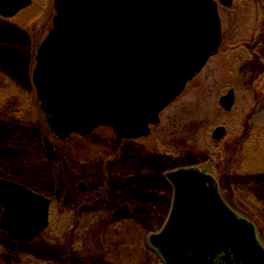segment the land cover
Returning <instances> with one entry per match:
<instances>
[{"label": "rangeland", "instance_id": "obj_1", "mask_svg": "<svg viewBox=\"0 0 264 264\" xmlns=\"http://www.w3.org/2000/svg\"><path fill=\"white\" fill-rule=\"evenodd\" d=\"M33 1L16 18L0 21V29L25 28L32 49L29 68L20 47L2 49L0 65L8 67L11 57L17 65L13 74L0 72V98L12 102L0 109V171L52 198L54 180L63 174L64 198L54 202L47 246L57 264L69 253L74 264H162L149 237L161 232L171 212L174 192L165 178L171 166L196 165L215 174L225 200L256 225L264 245V0L220 6L231 51L222 46L162 113L152 135L134 141L120 140L107 127L65 141L49 130L32 73L53 25L54 0ZM230 90L236 103L227 113L220 100ZM220 126L227 135L218 142L213 132ZM45 138L56 161L47 156Z\"/></svg>", "mask_w": 264, "mask_h": 264}, {"label": "water", "instance_id": "obj_2", "mask_svg": "<svg viewBox=\"0 0 264 264\" xmlns=\"http://www.w3.org/2000/svg\"><path fill=\"white\" fill-rule=\"evenodd\" d=\"M32 3L0 0V16L14 18ZM54 9L33 81L46 123L62 140L101 127L120 139L148 138L223 42L215 0H54ZM234 104V91L220 100L227 112ZM226 134L220 127L213 139ZM166 178L174 187L172 212L162 232L150 237L166 264H216L219 256L224 264H264L255 225L229 208L207 170L183 168ZM0 204L12 239L30 242L48 228L45 197L0 180Z\"/></svg>", "mask_w": 264, "mask_h": 264}, {"label": "flooded vegetation", "instance_id": "obj_3", "mask_svg": "<svg viewBox=\"0 0 264 264\" xmlns=\"http://www.w3.org/2000/svg\"><path fill=\"white\" fill-rule=\"evenodd\" d=\"M29 65H30V61H29ZM29 65L27 68H29ZM27 75H28V82L30 84L31 75L29 74V69ZM27 109H28L27 106H25L24 108L21 107V110H19L18 113H22ZM3 174L4 172L0 171V180L22 186L36 194L37 193L42 194L46 198L51 200V204H50L48 229L40 233L35 239H33L30 242L21 241L19 239H12L8 230L2 227V220L6 208L0 204V264H57L58 258H56L55 255L51 254V250L50 251L47 250V246L49 245V242H51L53 236L52 228H53V219H54V213H53L54 202L56 200L58 203H61L64 198L63 193L57 191L58 188H62V189L64 188L63 174H61V176L59 177L58 182L54 180L55 183L54 186L56 185L57 187L55 191L56 193L55 198L43 194V192H40L36 187H33L32 185H27L18 180L11 179ZM121 212L123 213L124 210H122ZM41 244L43 246H40ZM154 253L157 254L158 257L161 259L162 264H165L161 256L156 251H154ZM222 258L223 256H219L215 261V263L224 264L226 261H224L223 263ZM58 264H74V260L72 258L71 253H69V255L65 258L64 261H61ZM80 264L83 263L81 262Z\"/></svg>", "mask_w": 264, "mask_h": 264}, {"label": "trees", "instance_id": "obj_4", "mask_svg": "<svg viewBox=\"0 0 264 264\" xmlns=\"http://www.w3.org/2000/svg\"><path fill=\"white\" fill-rule=\"evenodd\" d=\"M1 22L6 23L8 20H3L0 19ZM17 45V46H16ZM14 48V47H20L23 50L24 53V57L25 58V65L27 63V67L29 65V61L31 58V42H30V36L27 32V30H25V28H19V27H14L12 29H0V58L4 57V53L2 51L3 48ZM223 46H225V49H230V42L227 40V37H224V43ZM224 49V51H225ZM232 49V48H231ZM230 49V51H231ZM10 55V54H7ZM11 57V56H10ZM17 57V56H15ZM12 57L10 58L9 62H8V67H5L4 65H0V72L2 71H6L7 73H12L13 74V67L17 65L16 61L11 60ZM1 81V79H0ZM9 84H11L12 81H10L9 79L6 80ZM1 84V83H0ZM264 93L261 92L260 96H262V94ZM9 103V99L5 98H0V109L2 108H7L5 106ZM12 102H10L9 104H11ZM16 113V111L14 112ZM199 165H201L200 163H198ZM196 166V165H193ZM170 170L174 169V166L169 167Z\"/></svg>", "mask_w": 264, "mask_h": 264}]
</instances>
